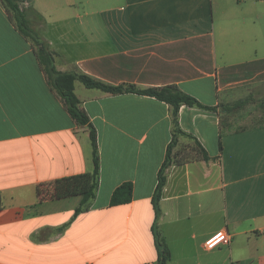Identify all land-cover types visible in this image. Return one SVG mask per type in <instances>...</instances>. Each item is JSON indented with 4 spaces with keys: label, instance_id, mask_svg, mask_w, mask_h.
Masks as SVG:
<instances>
[{
    "label": "crops",
    "instance_id": "0c3cea01",
    "mask_svg": "<svg viewBox=\"0 0 264 264\" xmlns=\"http://www.w3.org/2000/svg\"><path fill=\"white\" fill-rule=\"evenodd\" d=\"M22 9L59 72L175 85L218 109L181 107L187 135L172 149L156 219L172 107L77 81L98 133L96 199L77 217L81 196L40 201V184L92 171V144L0 0V264H158L154 228L168 264H264V120L248 125L258 118L242 107L264 104V0H29ZM125 183L132 201L112 206ZM221 231L231 242L207 250Z\"/></svg>",
    "mask_w": 264,
    "mask_h": 264
},
{
    "label": "trees",
    "instance_id": "16d2710c",
    "mask_svg": "<svg viewBox=\"0 0 264 264\" xmlns=\"http://www.w3.org/2000/svg\"><path fill=\"white\" fill-rule=\"evenodd\" d=\"M28 1L29 0H1L3 6L12 14L19 32L32 42L38 61L47 75L51 87L64 100L69 114L79 126L88 129L92 144L93 162L91 172L80 176L63 178L40 184L37 186L38 198L40 201H43L60 199L67 196H81L80 205L75 212L76 217L82 213L88 212L96 199L100 186L101 175L98 133L92 124L90 117L86 111L82 109L81 102L75 93V83L78 81L88 89H96L112 95L137 94L154 97L172 107L173 124L175 127L174 138L168 147V160L164 163L159 173V182L153 199L156 219H158L161 215L160 201L167 182L166 171L172 165V161H170L172 149L174 148L178 135H187L181 130L179 125V111L181 107L188 106L211 112H217L218 108L202 104L198 99L184 93L178 86L175 85L161 88L142 89L130 84L111 85L79 71L68 73L59 72L55 64L54 54L48 43H46L40 37L39 33L32 27L27 14L22 9V5ZM220 110L222 112L227 110L228 112L230 111L229 108H226L225 106H220ZM204 158L207 159V155H205ZM70 179H74L71 183L72 187H69L67 184V181ZM70 193H73V195ZM133 193L134 186L132 183H125L121 185L114 191L111 199V205L118 206L130 203L133 199ZM2 208V198L0 195V210ZM154 234L159 253L158 264H168L171 259V251L157 228H154Z\"/></svg>",
    "mask_w": 264,
    "mask_h": 264
},
{
    "label": "rangeland",
    "instance_id": "374dc122",
    "mask_svg": "<svg viewBox=\"0 0 264 264\" xmlns=\"http://www.w3.org/2000/svg\"><path fill=\"white\" fill-rule=\"evenodd\" d=\"M80 86L83 87V85H80ZM245 105L246 104H244L242 106L243 107V111L244 112L247 111L248 116H252V117L258 118V119H253L251 121H249V120L245 121V123H248V125H251L253 122L256 123L257 121H259V122H257L258 124L259 123H263L262 121L264 120V118H263L264 117V104H262V102L260 100H257L256 102H249L246 106ZM244 106H245V108H244ZM239 110H240V108H238L237 111H239ZM261 118H263V119H261ZM257 123H256V125H258ZM73 181H74V179H70V180L67 181V184H68L69 187H72L71 183ZM74 189H72V190H74ZM70 194L73 195V193H70Z\"/></svg>",
    "mask_w": 264,
    "mask_h": 264
},
{
    "label": "built area",
    "instance_id": "2783aa9c",
    "mask_svg": "<svg viewBox=\"0 0 264 264\" xmlns=\"http://www.w3.org/2000/svg\"><path fill=\"white\" fill-rule=\"evenodd\" d=\"M231 242V235L227 231H221L211 236L205 243L207 250H214L221 245H227Z\"/></svg>",
    "mask_w": 264,
    "mask_h": 264
}]
</instances>
